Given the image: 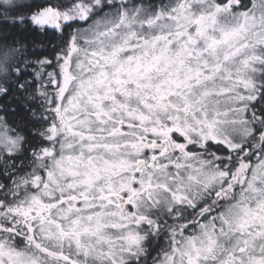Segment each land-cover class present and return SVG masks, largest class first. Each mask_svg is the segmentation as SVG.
<instances>
[{
	"label": "snow or ice",
	"instance_id": "snow-or-ice-1",
	"mask_svg": "<svg viewBox=\"0 0 264 264\" xmlns=\"http://www.w3.org/2000/svg\"><path fill=\"white\" fill-rule=\"evenodd\" d=\"M0 15V264H264V0Z\"/></svg>",
	"mask_w": 264,
	"mask_h": 264
},
{
	"label": "trees",
	"instance_id": "trees-1",
	"mask_svg": "<svg viewBox=\"0 0 264 264\" xmlns=\"http://www.w3.org/2000/svg\"><path fill=\"white\" fill-rule=\"evenodd\" d=\"M30 2L26 1L20 3L23 5L24 3ZM0 17H3L0 15ZM15 33L16 29L9 27L5 23V21L0 20V43H2V37L6 33ZM28 35V42L29 46L35 48L37 51L43 49V54H47L51 51L52 45L55 42L54 38L49 34L44 33H37V34H27ZM54 53L49 56V58L54 57ZM51 71V69H48ZM3 76L0 77V81L3 80ZM25 95L24 93L20 92H10L7 96H0V116L5 114V110L8 111L9 116L12 119H15L18 123H23L26 120V112H25Z\"/></svg>",
	"mask_w": 264,
	"mask_h": 264
},
{
	"label": "rangeland",
	"instance_id": "rangeland-1",
	"mask_svg": "<svg viewBox=\"0 0 264 264\" xmlns=\"http://www.w3.org/2000/svg\"><path fill=\"white\" fill-rule=\"evenodd\" d=\"M26 1H29V0H16V3L17 4H20V3H23V2H26ZM4 20V17H0ZM3 69H0V77L3 76Z\"/></svg>",
	"mask_w": 264,
	"mask_h": 264
},
{
	"label": "flooded vegetation",
	"instance_id": "flooded-vegetation-1",
	"mask_svg": "<svg viewBox=\"0 0 264 264\" xmlns=\"http://www.w3.org/2000/svg\"><path fill=\"white\" fill-rule=\"evenodd\" d=\"M0 20H3L2 18H0ZM4 21V20H3ZM155 254V253H154Z\"/></svg>",
	"mask_w": 264,
	"mask_h": 264
}]
</instances>
